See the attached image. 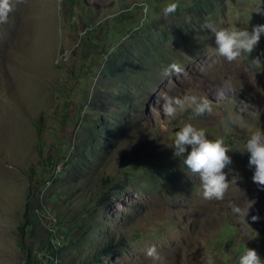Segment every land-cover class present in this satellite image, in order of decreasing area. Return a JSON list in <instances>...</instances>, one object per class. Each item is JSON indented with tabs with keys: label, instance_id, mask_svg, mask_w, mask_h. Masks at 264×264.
<instances>
[{
	"label": "rangeland",
	"instance_id": "obj_1",
	"mask_svg": "<svg viewBox=\"0 0 264 264\" xmlns=\"http://www.w3.org/2000/svg\"><path fill=\"white\" fill-rule=\"evenodd\" d=\"M169 2L11 0L0 23V264H152L150 245L162 264H238L245 247L264 264V186L243 152L264 130V35L249 57L227 62L205 27L251 30L264 24V0H176L165 15ZM171 63L183 73L163 76ZM229 78L233 91L220 95ZM162 93L204 97L213 110L168 117ZM185 122L229 148L223 171L240 179L222 200L204 199L198 174L173 156ZM249 201L245 221L232 214L229 202Z\"/></svg>",
	"mask_w": 264,
	"mask_h": 264
},
{
	"label": "clouds",
	"instance_id": "obj_2",
	"mask_svg": "<svg viewBox=\"0 0 264 264\" xmlns=\"http://www.w3.org/2000/svg\"><path fill=\"white\" fill-rule=\"evenodd\" d=\"M261 2L262 0H258V5ZM176 8V0H171L164 6L163 13L165 15L173 13ZM11 9V0H0V23L6 21ZM252 11L260 12L261 9L256 6ZM205 27L214 36V56L223 57L227 62H233L242 55L249 57L257 47L261 36L264 35V24L254 25L249 30L248 21L245 27H238L234 24L219 28L207 24ZM250 63L253 66H262L258 56L252 57ZM183 71L184 69L179 64L171 63L163 69V76L181 74ZM229 91H233L231 78L223 82L219 94L225 95ZM160 100V108L168 117L173 116L178 108L183 109L186 106L191 108L194 117L203 116L213 110L207 98H198L190 94L175 96L162 93ZM226 119L230 124L235 123L231 114ZM170 147L174 157L183 156L186 168L192 173L198 174L202 197L206 200H222L230 183L235 184L240 179L238 174L233 175L231 179H226L227 174L223 169L231 163V158L226 155L229 148L225 145L223 138L209 139L205 130L196 127L192 122H185L179 127ZM243 149V152L248 153L247 166L253 170L252 181L258 186H264V130L257 128L252 131L245 140ZM252 203L253 201H249L246 206L242 207L237 203L229 202V207L234 216L245 221ZM257 219L256 215L251 216L252 221ZM144 255L150 258L152 264H162L163 262V257L155 245L148 246ZM205 264H215V262L209 256ZM238 264H261V261L254 249L245 247L239 255Z\"/></svg>",
	"mask_w": 264,
	"mask_h": 264
},
{
	"label": "built area",
	"instance_id": "obj_3",
	"mask_svg": "<svg viewBox=\"0 0 264 264\" xmlns=\"http://www.w3.org/2000/svg\"><path fill=\"white\" fill-rule=\"evenodd\" d=\"M39 217L42 218L43 225L45 229L47 230L48 234H51V240L55 244H60V240L62 238V235H59L60 230L56 228V218L50 213L49 209L47 207H42V209L39 211ZM50 238V236H49Z\"/></svg>",
	"mask_w": 264,
	"mask_h": 264
},
{
	"label": "trees",
	"instance_id": "obj_4",
	"mask_svg": "<svg viewBox=\"0 0 264 264\" xmlns=\"http://www.w3.org/2000/svg\"><path fill=\"white\" fill-rule=\"evenodd\" d=\"M32 196H33V193L29 192V194H28V201H27V204H26L25 218H28V216H29L28 215L29 210H30L29 201H30V199H31ZM20 230H21V233L23 234V236L25 237V234H24L25 233V230H24L23 226L20 227ZM112 242H113L112 239L106 240V242L103 243L102 247L100 248L99 253L100 254H106L107 252L111 251V248H113V246H114V243H112Z\"/></svg>",
	"mask_w": 264,
	"mask_h": 264
}]
</instances>
